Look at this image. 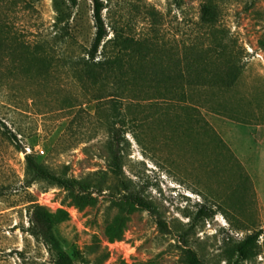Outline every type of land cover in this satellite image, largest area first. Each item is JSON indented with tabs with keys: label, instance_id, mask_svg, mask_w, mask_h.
<instances>
[{
	"label": "rangeland",
	"instance_id": "rangeland-1",
	"mask_svg": "<svg viewBox=\"0 0 264 264\" xmlns=\"http://www.w3.org/2000/svg\"><path fill=\"white\" fill-rule=\"evenodd\" d=\"M16 1L0 0L23 14V45L0 46V264H57L40 205L76 264H264V157L243 162L206 115L264 74V0H104L98 51L94 0Z\"/></svg>",
	"mask_w": 264,
	"mask_h": 264
},
{
	"label": "crops",
	"instance_id": "crops-1",
	"mask_svg": "<svg viewBox=\"0 0 264 264\" xmlns=\"http://www.w3.org/2000/svg\"><path fill=\"white\" fill-rule=\"evenodd\" d=\"M261 78H264L263 73H244L235 85L214 91L217 97L212 98L211 102L216 105L206 113L214 126V134L219 136V144L228 147L229 151L245 163L251 162L253 157H257V160L264 157V122H249L237 115L243 116L249 108L259 109L264 114V87L259 86V94L256 97L249 89L243 90L241 87L244 80L259 82ZM251 87L255 85L247 88ZM235 103H238L239 107H235Z\"/></svg>",
	"mask_w": 264,
	"mask_h": 264
},
{
	"label": "trees",
	"instance_id": "trees-1",
	"mask_svg": "<svg viewBox=\"0 0 264 264\" xmlns=\"http://www.w3.org/2000/svg\"><path fill=\"white\" fill-rule=\"evenodd\" d=\"M73 1L77 2V0ZM94 2L97 32L93 43V48L95 51H98L108 34V29L104 18V8L106 6L105 1L94 0ZM14 5H17L18 9H22L23 0L16 1ZM15 43L23 45V14L12 15L10 13L0 12V46L8 48ZM238 75H236L233 80H236ZM28 161L30 165L37 164V161L31 154H28ZM34 221L36 222L37 227L39 228L47 243H49L53 249L58 251L59 258L57 260V264H76V260L72 257L70 252L62 246L60 239L55 233L51 216L43 206L40 205L36 207L34 211ZM260 235V231L248 235L241 242L239 247L240 251L245 252L246 248L256 242Z\"/></svg>",
	"mask_w": 264,
	"mask_h": 264
},
{
	"label": "built area",
	"instance_id": "built-area-1",
	"mask_svg": "<svg viewBox=\"0 0 264 264\" xmlns=\"http://www.w3.org/2000/svg\"><path fill=\"white\" fill-rule=\"evenodd\" d=\"M47 200H49V199H46L45 201H43V200H42V203H44V204H45V203H48V201H47Z\"/></svg>",
	"mask_w": 264,
	"mask_h": 264
}]
</instances>
